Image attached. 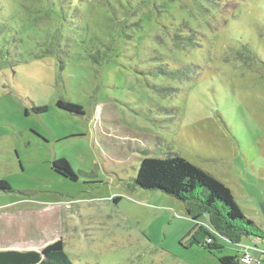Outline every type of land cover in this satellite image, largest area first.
<instances>
[{"label":"rangeland","instance_id":"374dc122","mask_svg":"<svg viewBox=\"0 0 264 264\" xmlns=\"http://www.w3.org/2000/svg\"><path fill=\"white\" fill-rule=\"evenodd\" d=\"M263 46L264 0H0V250L264 264ZM174 155L230 187L259 236L233 241L136 186L143 158Z\"/></svg>","mask_w":264,"mask_h":264},{"label":"trees","instance_id":"16d2710c","mask_svg":"<svg viewBox=\"0 0 264 264\" xmlns=\"http://www.w3.org/2000/svg\"><path fill=\"white\" fill-rule=\"evenodd\" d=\"M176 37H186L188 42L196 41L191 34H178ZM260 54L264 59V46ZM161 71L166 73L167 70ZM59 104L71 112L83 113V108L73 102L60 101ZM37 110L45 111L47 106H39ZM61 168L64 169L60 170L62 174L76 179L75 172L66 159L57 162V169ZM135 184L143 189H159L179 198L187 204L188 212L195 220L209 214L212 227L233 241H239L242 236H259V228L243 213L231 188L181 155L143 158L135 177ZM0 190H11V187L8 182L1 180ZM201 229L209 234L207 238L212 239L207 229L204 227ZM206 243L208 247H215L207 240ZM219 261L221 264H240L238 256L223 255ZM0 264H73V262L65 250L64 241L60 239L47 244L41 250H0Z\"/></svg>","mask_w":264,"mask_h":264},{"label":"built area","instance_id":"2783aa9c","mask_svg":"<svg viewBox=\"0 0 264 264\" xmlns=\"http://www.w3.org/2000/svg\"><path fill=\"white\" fill-rule=\"evenodd\" d=\"M244 260H245L246 262H250V261H251V258H250L249 256H247L246 258H244Z\"/></svg>","mask_w":264,"mask_h":264},{"label":"crops","instance_id":"0c3cea01","mask_svg":"<svg viewBox=\"0 0 264 264\" xmlns=\"http://www.w3.org/2000/svg\"><path fill=\"white\" fill-rule=\"evenodd\" d=\"M263 212H264V210H263ZM2 250V249H1ZM3 250H6V249H3ZM241 263V262H240Z\"/></svg>","mask_w":264,"mask_h":264}]
</instances>
